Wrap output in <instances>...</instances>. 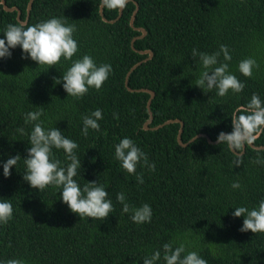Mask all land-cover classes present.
I'll return each instance as SVG.
<instances>
[{"label": "trees", "instance_id": "obj_1", "mask_svg": "<svg viewBox=\"0 0 264 264\" xmlns=\"http://www.w3.org/2000/svg\"><path fill=\"white\" fill-rule=\"evenodd\" d=\"M8 7L26 19L29 0H5ZM137 4L133 26H130ZM100 0H33L27 24L49 18L67 19L75 24L73 38L79 51L99 64H110L112 73L99 91L89 89L80 99L67 97L62 83L55 84L71 65L63 59L53 68L22 59L19 47L11 57L0 59V200L13 205V217L0 225V264L21 259L24 264H143L146 256L175 241L185 243L207 264H264V234L240 232L243 217L234 218L236 207L249 209L264 199V150L246 145L242 164L233 166L235 155L225 145L209 144L203 137L182 147L177 142L178 123L157 127L168 120L183 122L181 142L198 134L215 141L220 132H231V115L246 105L253 93L264 101V0H132L122 10L108 11ZM16 11L0 5V39L9 23H16ZM113 21V23L111 22ZM227 45L232 59L229 71L245 84L239 94L223 98L216 90L195 86L202 71L199 57L191 52L211 54ZM150 50L151 59L142 62L127 78L129 69L148 58L137 51ZM254 58L259 64L251 78L238 72V63ZM221 62L223 57L221 56ZM147 89L154 93L150 103L152 122L145 130L149 94L129 91ZM26 94V95H25ZM43 107L44 127H56L78 144L75 154L81 167L74 179L105 186L113 211L105 220L80 219L59 199L60 189L52 186L39 192L22 177L23 159L29 148L31 124L26 113ZM100 109V131L89 129L85 137L81 117ZM118 114V119L113 114ZM24 128L26 135L17 131ZM128 137L146 153L155 170L137 165L129 175L114 158V145ZM252 145L264 146V134ZM94 148V149H92ZM20 160L3 176L2 165L10 157ZM55 159L66 164L62 150L53 149ZM143 174V184L136 175ZM241 184L233 190V182ZM123 192L135 207L148 204L149 223L135 224L130 213H122L116 195ZM75 226V227H74ZM213 250L215 255H213ZM158 264H163L159 261Z\"/></svg>", "mask_w": 264, "mask_h": 264}, {"label": "clouds", "instance_id": "obj_2", "mask_svg": "<svg viewBox=\"0 0 264 264\" xmlns=\"http://www.w3.org/2000/svg\"><path fill=\"white\" fill-rule=\"evenodd\" d=\"M129 0H100V7L108 11L123 10ZM76 32L75 24H68L67 19L49 18L47 20L27 24L24 21L9 23L3 31V39H0V59L11 57V49L19 47L22 59H30L38 66L53 68L62 59L71 61L70 67L63 73L60 79H54L55 84H61L67 97L80 99L86 95L89 89L99 91L112 73L110 64H99L85 54L73 60L78 53V42L73 38ZM192 58L199 57L202 71L195 80V86L207 91L216 90L218 97H225L231 92L239 94L245 88L235 74L229 71V63L232 59L227 45L221 44L218 51L211 54L199 52L192 49ZM221 56L223 62H221ZM259 64L254 58L248 57L238 63V72L244 78H251L253 70L258 69ZM26 95V94H25ZM44 108L39 107L36 111L25 114V124H31L30 134L25 133L24 128L17 131L21 135H28L29 148L26 158L23 159L25 172L23 181L32 189L41 192L46 187L52 186L60 189L59 199L66 204L69 211L80 219L105 220L114 210L113 203L108 199L105 186L97 182H86L83 187L74 179L81 167V160L75 154L78 144L65 137L62 131L56 127H44L41 116ZM118 119V114H113ZM103 119L100 109L81 117V134L87 136L89 129L99 132L98 121ZM231 132H220L216 138L218 145H225L235 155L233 166L242 164L240 153L246 145H250L260 134H264V101L260 96L253 93L250 101L237 107L231 115ZM53 149L62 150L65 155L66 164L61 165L59 159H55ZM94 149V148H92ZM114 158L119 162L122 170L129 175L136 174L137 165L155 170V164L150 163L148 156L136 143L124 137L114 145ZM22 160L19 155L10 157L3 163V176L10 175V169ZM253 163L264 164V159L257 157ZM138 184H143V174L136 175ZM230 187L233 190L240 189L241 184L233 182ZM116 200L122 205V213H130V219L135 224L149 223L152 219V209L148 204L139 207L130 205L126 201L123 192L116 195ZM234 218L243 217L240 232H251L264 234V199L258 206L251 209L247 207H236L232 213ZM13 217V205L8 200H0V225H7ZM75 227V226H74ZM175 241L163 244L162 250H155L151 256L143 259V264H207L196 251H187L185 243L175 246ZM213 255L215 251L213 250ZM4 264H24L21 259H8Z\"/></svg>", "mask_w": 264, "mask_h": 264}, {"label": "water", "instance_id": "obj_3", "mask_svg": "<svg viewBox=\"0 0 264 264\" xmlns=\"http://www.w3.org/2000/svg\"><path fill=\"white\" fill-rule=\"evenodd\" d=\"M129 1H132V0H129ZM32 2H33V0H29L28 8H27V14H26V19L24 20L25 23H27V21H28L29 10H30V7H31ZM134 4H135V9H134V11H133V13H132V15H131V18H130V22H129V23H130V26H131L135 31H138V32L141 33L140 36L133 38L132 41H131V48H132L134 51H136V50L134 49V41H135L136 39H142V38L146 35V32H145V30L142 29V28H135V27L133 26L134 19H135V15H136V12H137V10H138L137 4H136V3H134ZM0 5L2 6L3 10L6 11V12H14V11H16V13H17V15H16L17 21H21V19H20V14H21V12L18 10V8H16V7H8V6L6 5L5 0H0ZM99 12H100V15L102 16V8H101V7H99ZM121 15H122V10H119L118 17L115 19V21H116L117 19H119V18L121 17ZM102 19H103L104 21H106V19L103 18V16H102ZM111 22L113 23V21H111ZM137 52H138L139 54H141V55H146V54H147V55H148V58L145 59V60H143V61H141V62L136 63L135 65H133V66L129 69V71H128L127 75H126V80H125V86H126V87H127V78H128V76H129V74H130L135 68H137V66H139L142 62H145L146 60L151 59V57H152V52H151L150 50H146V51H137ZM128 90H129V91H137V92H145V93H148V94H149L150 97H149V99H148V101H147V105H146V109H147V111H148V119H147V121L145 122L143 128H144L145 130L150 129V128H148V125L152 122V114H151V112H150V103H151V100H152L153 97H154V93H153L152 91H150V90H147V89L130 90V89L128 88ZM172 123H178V124H179V130H178V133H177V142H178V144H179L180 146H182V147H185L188 143L194 141V140L197 139V138H201V137L205 138L209 144H217V143H216V140H215V141H212V140H211L207 135H205V134H198V135H196L195 137H193L192 139H190L187 143H183V142H181V134H182V130H183V122H182L181 120H179V119L168 120V121L164 122L163 124L158 125L157 127H154V128H151V129H152V130H156V129L160 128V127H163V126H165V125H169V124H172ZM250 146H251L252 148L256 149V150H264V146H258V147H256V146H254V145H252V144H250ZM244 149H245V147H244ZM244 149L242 150V152L240 153V155L243 154Z\"/></svg>", "mask_w": 264, "mask_h": 264}]
</instances>
